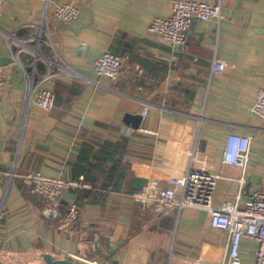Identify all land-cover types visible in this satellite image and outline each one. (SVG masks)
Instances as JSON below:
<instances>
[{"label": "crops", "instance_id": "1", "mask_svg": "<svg viewBox=\"0 0 264 264\" xmlns=\"http://www.w3.org/2000/svg\"><path fill=\"white\" fill-rule=\"evenodd\" d=\"M202 1L220 4L224 17L194 20L180 45L149 32L155 17L169 16L171 0H2L1 262H42L48 254L80 264H193L225 257L228 232L210 225L208 211L174 206L158 213L133 196L135 179L146 184L157 178L169 186V177L187 167L192 148L197 161L222 172L214 206L239 192L246 201L264 188V118L252 110L264 86V0ZM64 2L78 7L71 23L54 15ZM105 50L122 59L115 79L94 71ZM216 59L223 70H214ZM57 67L69 72L54 81L55 103L46 111L37 106L34 87ZM126 114L142 117L138 127L126 124ZM231 132L251 138L244 169L221 162ZM123 136L126 179L92 200L83 193L92 188L86 177L91 187L64 190L60 210L74 202L80 219L59 229L42 213L43 198L30 191L25 174L75 178L82 168L97 171L95 150ZM87 143L94 152L81 160ZM256 247L254 239L242 240L243 264L253 262Z\"/></svg>", "mask_w": 264, "mask_h": 264}, {"label": "built area", "instance_id": "2", "mask_svg": "<svg viewBox=\"0 0 264 264\" xmlns=\"http://www.w3.org/2000/svg\"><path fill=\"white\" fill-rule=\"evenodd\" d=\"M2 0H0V13ZM54 15L65 23H71L78 15V7L72 2L58 4ZM224 17L220 4H210L202 0H171V12L167 17H155L149 32L171 44L183 45L187 31L194 20L206 21L215 19L218 22ZM122 59L110 51H103L95 60L94 71L99 77L115 79L120 74ZM215 71L224 68V62L216 59ZM64 72L60 67L49 69L40 76L34 88H38L36 104L43 110H50L55 103L54 81ZM142 73L143 69H139ZM5 74L0 66V91L4 86ZM252 110L264 118V86L257 91ZM142 114L146 116L145 107ZM251 138L246 134L231 132L227 135L222 149L221 162L229 163L244 169L249 161ZM189 161L182 173L169 177V186H162L157 178H150L143 189L135 191L134 198L143 205L153 204L158 213H166L171 207L192 206L204 209L210 214V225L213 228L226 230L229 240L225 257L219 262L195 259L193 264H243L241 242L251 238L257 242L255 257L249 264H264V188L253 192L246 201H241L240 192L234 200H226L218 206L213 205L214 191L222 172H211L206 161H197L195 150L187 152ZM199 162V163H196ZM30 184V191L42 196L44 205L42 213L54 220L59 229L71 227L80 217V208L72 202L62 211L58 199L64 190L72 188H89L83 174L75 178L62 175L51 176L41 171H30L25 174ZM240 184L243 178H238ZM92 264H104L93 261ZM174 264V263H170Z\"/></svg>", "mask_w": 264, "mask_h": 264}, {"label": "trees", "instance_id": "3", "mask_svg": "<svg viewBox=\"0 0 264 264\" xmlns=\"http://www.w3.org/2000/svg\"><path fill=\"white\" fill-rule=\"evenodd\" d=\"M125 139L126 137L124 138L123 136L116 142L105 140L101 143L99 149L95 150L99 162L93 166L97 168V171L91 169V167L78 170L77 173H83L86 179L92 183V188L84 189L83 191L84 195L90 198V200L104 189L117 190L121 182L126 179L127 173L121 167L122 157L127 151V142ZM93 149L90 144H83L78 158L87 160L94 152ZM132 184L139 190L143 188L145 183L140 184L139 180L135 179L132 181Z\"/></svg>", "mask_w": 264, "mask_h": 264}, {"label": "water", "instance_id": "4", "mask_svg": "<svg viewBox=\"0 0 264 264\" xmlns=\"http://www.w3.org/2000/svg\"><path fill=\"white\" fill-rule=\"evenodd\" d=\"M126 117L124 118V121L126 124L132 123L133 127H138L140 124V121L142 117L140 115H132V114H126ZM126 129V128H125ZM0 264H6L0 261ZM23 264H80L79 262L71 260L69 257L65 258H54L51 255H45L44 261L42 262H30V263H23Z\"/></svg>", "mask_w": 264, "mask_h": 264}]
</instances>
